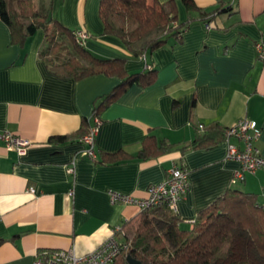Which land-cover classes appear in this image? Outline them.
<instances>
[{"label":"crops","instance_id":"obj_1","mask_svg":"<svg viewBox=\"0 0 264 264\" xmlns=\"http://www.w3.org/2000/svg\"><path fill=\"white\" fill-rule=\"evenodd\" d=\"M194 1L206 11L222 1L234 12L192 20L181 41L171 37L133 56L119 37L103 32L100 0H52L54 16L90 33L85 43L94 54L124 57L129 72L158 70L153 83L132 84L101 110L92 157L82 134L95 123L98 97L120 78L52 73L39 56L44 31L16 44L0 18V132L31 140L19 154L0 139V264H34L44 249L94 250L140 211L136 204L111 203L108 190L144 197L174 166L189 171V189L178 202L182 218L197 217L229 187L256 193L264 207V168L233 181L240 161L227 154L229 142L242 144L238 137L183 151L203 133L198 124L228 128L246 117L256 122L261 134L255 145L264 155V59L256 46L264 43V0ZM177 6L185 22L184 0ZM59 134L68 138L50 139ZM148 136L165 143L164 152L141 155ZM122 152L124 157L111 158Z\"/></svg>","mask_w":264,"mask_h":264},{"label":"trees","instance_id":"obj_2","mask_svg":"<svg viewBox=\"0 0 264 264\" xmlns=\"http://www.w3.org/2000/svg\"><path fill=\"white\" fill-rule=\"evenodd\" d=\"M184 2L188 19L181 22L177 0H100L103 32L119 37L133 56H139L165 44L171 37L181 41L192 20H209L215 12L233 9L231 4L224 6L222 1L212 11L199 7L194 0ZM0 18L8 25L12 42L16 44H25L39 29L44 31L45 42L39 56L52 73L76 78L104 73L120 78L110 91L98 97L93 109L95 117H100L101 110L132 84L147 86L156 80V67L129 72L124 57L94 54L87 47L86 39L80 36V28L67 25L52 14V0L44 9L38 6L37 0H0ZM198 127L203 133L184 145L183 151L210 147L227 137V127L218 122L209 126L198 124ZM67 138L59 134L50 139L65 141ZM153 141L151 136L147 137L141 155L164 152L166 144L157 145ZM119 155L126 154L114 153L111 158L118 159ZM121 227L124 248L110 264H131L128 254L139 264H224L234 256L236 232L251 242L264 259V207L256 193L241 188L229 187L194 218H182L169 208L148 207L123 221ZM232 264L251 262L249 258H241Z\"/></svg>","mask_w":264,"mask_h":264},{"label":"built area","instance_id":"obj_3","mask_svg":"<svg viewBox=\"0 0 264 264\" xmlns=\"http://www.w3.org/2000/svg\"><path fill=\"white\" fill-rule=\"evenodd\" d=\"M79 34L83 39H87L90 36L87 30L81 28ZM256 46L260 58L264 59V43L258 42ZM100 122L101 119L97 116L94 125L90 127V131L83 137L84 141L90 145L87 153L93 156V143ZM255 128V120L246 117L227 128V140L231 136H236L242 142V144L229 142L227 156L240 161V167L235 170L233 180H243L246 173L264 168V155L255 145V140L259 138L261 133L258 129L254 130ZM0 139L5 142L7 148H14L19 154H24L27 147L31 144L29 138L10 132H0ZM70 170H73V168ZM189 186L188 169L174 166L169 170L164 180L148 186V194L144 197L116 189H109L108 194L111 203L136 204L140 210L148 207L169 208L172 212L177 213L178 202L186 196ZM123 233L121 225L115 226L109 237L97 248L84 254H77L74 247L67 250H39L34 264H110L124 248Z\"/></svg>","mask_w":264,"mask_h":264},{"label":"rangeland","instance_id":"obj_4","mask_svg":"<svg viewBox=\"0 0 264 264\" xmlns=\"http://www.w3.org/2000/svg\"><path fill=\"white\" fill-rule=\"evenodd\" d=\"M45 1L46 0H37L38 4L41 2L40 4L42 9L46 7ZM237 180H233V181H237ZM241 258H247V259L249 258L251 264H264V259L257 254L253 244L251 242L249 243L243 235H240V233L236 232L234 256L230 260H227L224 264H232L233 260H237Z\"/></svg>","mask_w":264,"mask_h":264},{"label":"water","instance_id":"obj_5","mask_svg":"<svg viewBox=\"0 0 264 264\" xmlns=\"http://www.w3.org/2000/svg\"><path fill=\"white\" fill-rule=\"evenodd\" d=\"M127 258L131 264H139L140 262L136 260L131 254L127 255Z\"/></svg>","mask_w":264,"mask_h":264}]
</instances>
